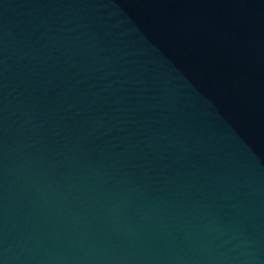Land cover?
<instances>
[{"label":"water","instance_id":"obj_1","mask_svg":"<svg viewBox=\"0 0 264 264\" xmlns=\"http://www.w3.org/2000/svg\"><path fill=\"white\" fill-rule=\"evenodd\" d=\"M0 264H264V0H0Z\"/></svg>","mask_w":264,"mask_h":264}]
</instances>
